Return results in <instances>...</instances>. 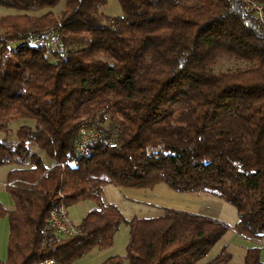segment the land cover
Returning <instances> with one entry per match:
<instances>
[{
    "label": "trees",
    "instance_id": "trees-1",
    "mask_svg": "<svg viewBox=\"0 0 264 264\" xmlns=\"http://www.w3.org/2000/svg\"><path fill=\"white\" fill-rule=\"evenodd\" d=\"M117 1L121 14L103 21L106 0H0L15 11L0 15V132L21 121L0 137L12 199L10 208L0 200V264H70L110 247L122 222L124 255L100 264H195L229 228L257 243L264 236V19L247 0ZM47 35L55 45L35 41ZM224 57L238 64L217 69ZM82 123L98 136L73 162ZM159 183L213 194L237 221L174 207L126 219L102 200L107 184ZM86 199L96 207L77 232L56 235L49 211ZM262 250L247 246L243 264H264ZM231 257L222 247L206 264Z\"/></svg>",
    "mask_w": 264,
    "mask_h": 264
},
{
    "label": "rangeland",
    "instance_id": "rangeland-1",
    "mask_svg": "<svg viewBox=\"0 0 264 264\" xmlns=\"http://www.w3.org/2000/svg\"><path fill=\"white\" fill-rule=\"evenodd\" d=\"M171 0H155V6L157 8L164 7ZM62 5V2L59 4ZM59 7L53 9L57 12ZM15 12L12 8H7L0 5V15ZM40 10L30 11V13H40ZM99 14L103 18V21L107 17H113L121 14V8L117 0H106L104 6L99 8ZM12 43L11 46H15ZM238 63L230 58H220L216 68L219 70H225L235 67ZM21 121L15 120L10 125L8 133L0 132V137H13V131L19 126ZM14 163L19 165V159L14 158ZM9 165L0 167V200L7 207H12V199L10 195L4 189V179ZM4 196L8 197L4 199ZM102 200L104 203H114L126 219H129L133 215L139 216H151L159 214L164 207H177L184 210L200 212L203 214L211 215L216 218L226 221L230 226H233L237 221V215L235 207L218 198L217 196L207 193H189V192H177L170 189L166 184L159 183L152 188H123L107 184L104 186L102 194ZM96 207L94 200H82L75 204H72L66 208L68 218L71 223L75 224L80 220L84 213L91 208ZM8 225L7 218H0V258L5 257V247L7 241ZM128 241V226L126 222L119 224L117 231L113 237V243L110 247L99 249L93 248L81 258L71 262L70 264H100V262L109 255L120 254L124 255L126 251V244ZM259 244L264 247V236H262L259 243L253 242L250 239H245L238 235L235 230L229 228L223 236L208 250L205 257L200 259L195 264H206V262L214 257L222 247H226L232 257L227 264H243V255L245 248L249 245ZM261 258L264 259V250L261 251ZM123 264H127V260L124 259Z\"/></svg>",
    "mask_w": 264,
    "mask_h": 264
},
{
    "label": "built area",
    "instance_id": "built-area-1",
    "mask_svg": "<svg viewBox=\"0 0 264 264\" xmlns=\"http://www.w3.org/2000/svg\"><path fill=\"white\" fill-rule=\"evenodd\" d=\"M248 6L251 7L259 19H264V4L258 3L255 0H247ZM36 42L49 43L50 45H55L56 42L50 36H44L35 38ZM65 60V57L63 58ZM98 136V132L86 123H82L78 129L77 138L74 142V158L73 162L81 156L85 146L93 141ZM109 146H114L113 141L108 142ZM47 223L53 232L58 236L72 235L77 232V227L75 224L71 223L66 208L61 207L60 209H51L47 217ZM39 264H56L54 258L48 257L39 262Z\"/></svg>",
    "mask_w": 264,
    "mask_h": 264
},
{
    "label": "crops",
    "instance_id": "crops-1",
    "mask_svg": "<svg viewBox=\"0 0 264 264\" xmlns=\"http://www.w3.org/2000/svg\"><path fill=\"white\" fill-rule=\"evenodd\" d=\"M8 197H6V196H4V199H7ZM170 207H172V206H170ZM174 208H177V207H174ZM178 209H180V208H178ZM182 210H184V209H182ZM187 211H189V210H187ZM192 212H194V211H192ZM2 218V217H1ZM6 218V217H5ZM8 234V233H7Z\"/></svg>",
    "mask_w": 264,
    "mask_h": 264
}]
</instances>
